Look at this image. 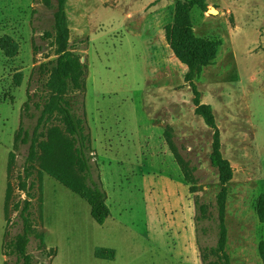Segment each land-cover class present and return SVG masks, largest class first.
Segmentation results:
<instances>
[{
	"label": "rangeland",
	"instance_id": "obj_1",
	"mask_svg": "<svg viewBox=\"0 0 264 264\" xmlns=\"http://www.w3.org/2000/svg\"><path fill=\"white\" fill-rule=\"evenodd\" d=\"M197 1L190 10L193 35L217 44L192 82L200 104L213 113L231 171L226 251L230 264H263L264 223L256 203L264 193V0ZM55 5L0 0V38L8 35L17 45L12 57L0 49V264H21L19 210L8 201L4 215L7 181L12 197L30 196L33 264H203L196 238L208 249L217 238L214 130L196 111L187 67L165 37L175 0H65L70 47L84 63L83 88L65 95L88 136L92 177L110 210L106 221L97 224L89 204L45 172L39 186L37 162L30 178L23 173L27 145L15 149L14 134L20 125L32 132L40 113L35 103L51 95L46 82L58 57ZM52 126L64 128L57 109L39 132ZM195 201L206 205L199 222ZM35 234L43 235L42 248ZM99 247L113 249L115 258H96Z\"/></svg>",
	"mask_w": 264,
	"mask_h": 264
},
{
	"label": "trees",
	"instance_id": "obj_2",
	"mask_svg": "<svg viewBox=\"0 0 264 264\" xmlns=\"http://www.w3.org/2000/svg\"><path fill=\"white\" fill-rule=\"evenodd\" d=\"M175 1L176 10L174 19L166 26L165 37L170 49L187 67L184 77L190 83L192 91L196 95L194 98L196 111L203 117L205 123L214 130L210 162L218 173V190L215 195L214 206L217 224L216 244L208 249L198 245V239L196 238L198 255L203 264H230V257L226 251L227 228L225 225V213L226 185L232 178L231 171L220 151L218 129L213 113L209 106L200 104L199 94L192 82L193 78L199 74L201 68L213 58L217 44L214 41H205L193 35L190 10L195 4H199V2L197 0ZM64 4L65 0H56L53 14L58 57L46 82L47 88L51 90V95L44 103H35V106L40 109L36 125L33 127L32 132L20 125L14 134L13 147L18 150L20 144L27 145V156L22 170L27 178L32 176L34 164L37 162L39 168V186H41L40 175L44 172L47 173L84 199L90 206L91 217L97 224L101 225L110 215L109 207L106 204L107 196L98 184V181L92 177L91 156L88 154L86 146L88 136L84 134L82 120L73 111L70 101L65 95L69 88H83L84 63L81 62V57L71 50L68 29L64 24ZM0 49L4 52L5 56L12 57L16 53L17 45L11 40L10 36L4 35L0 38ZM17 77L20 80V74H17ZM25 106L28 107V104L25 103ZM54 109H57L61 113L64 128L52 126L47 128L46 133L39 132L41 124L49 119ZM39 137H42V139H39ZM14 158L15 153L12 151L9 153L8 166L11 165ZM183 168L181 164L184 176L190 179L192 175ZM8 183L9 181L6 182L5 187L4 215L6 218L7 211H9L8 201L12 206L11 209L18 208L21 230L16 238L17 255L21 264H33V255L27 250L29 236L32 233L30 229L31 221L26 214L30 205L28 201L30 196L24 190L26 198L22 199V201L12 197ZM25 185L27 184L23 181L20 184V189L23 190ZM31 186H27L28 190ZM194 189L195 186L192 184L190 190L193 191ZM194 206L198 213L201 214L197 217V222H199L206 211V205L195 201ZM256 213L259 221L264 223V193H261L257 199ZM35 237L39 239L38 247L42 248L44 245L43 235L35 234ZM207 249L215 255V260H211L206 255ZM258 251L264 264V241L259 243ZM94 256L99 259L113 260L115 258V251L110 248L99 247L95 249Z\"/></svg>",
	"mask_w": 264,
	"mask_h": 264
},
{
	"label": "water",
	"instance_id": "obj_3",
	"mask_svg": "<svg viewBox=\"0 0 264 264\" xmlns=\"http://www.w3.org/2000/svg\"><path fill=\"white\" fill-rule=\"evenodd\" d=\"M209 11H210L211 13H215V12H217L216 9H215L214 7H210V8H209ZM81 61H83V58H81Z\"/></svg>",
	"mask_w": 264,
	"mask_h": 264
}]
</instances>
